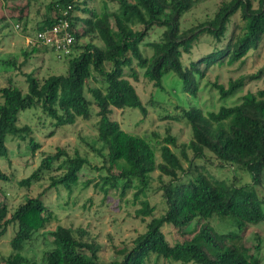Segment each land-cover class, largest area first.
Masks as SVG:
<instances>
[{
  "label": "trees",
  "instance_id": "1",
  "mask_svg": "<svg viewBox=\"0 0 264 264\" xmlns=\"http://www.w3.org/2000/svg\"><path fill=\"white\" fill-rule=\"evenodd\" d=\"M88 1H50L46 10L53 9L54 18L46 16L36 28V31L49 28L61 18L73 29L74 41L71 53L65 58L67 68L64 74H50L40 79L32 72L26 73L24 93L10 77L0 84V158L7 154V137L23 138L29 132L27 125H17L19 113L24 109L39 108L55 127L73 124L77 119L88 120L94 115V141L100 147L95 150L91 146V149L99 155L100 150H105L106 170H117L116 175L101 177L100 189L105 193L108 187H119L122 196L135 181L133 196L136 197L147 188L151 171L157 169L174 178L176 170L181 167L179 159L168 147V144L177 147L174 137L167 134L163 139L159 146L161 161L155 163L154 147L146 138L121 129L110 118L112 108H137L141 115L146 113L145 104L125 77L124 69L136 80L134 62L137 68L142 69V77L157 88L161 87V77L166 72H173L181 81L182 91L195 95L197 79L204 74L197 67L199 64H204V68L213 62L221 65L222 58L226 57L224 62L229 65L242 58L247 51L255 49L264 39V0H217L210 16L183 29L179 26L181 15L195 6L198 0H111L115 4L111 9L107 7V1L102 0L99 11L89 8ZM67 5L70 7L66 8ZM77 10L82 14H75ZM235 12H239L243 23L238 34L234 35L231 31L223 48L189 62L188 66L183 65L181 54L189 51L191 43L202 34L219 42L230 16ZM3 21L5 18L0 15V23ZM78 22L81 27L74 28ZM155 27L162 31L156 40L145 43L151 50L147 57L139 46ZM83 37H88L86 44H78ZM93 38H97L100 45L94 44ZM32 44L45 47L36 40H32ZM34 51V47L22 49L23 60L26 61ZM1 62L11 65L4 59ZM257 76H239L229 79L225 86L216 82H212L211 86L218 98L223 100L233 96L247 80ZM89 81L98 84L91 87L88 86ZM85 90L90 99L86 97ZM151 100L146 103L150 105ZM171 118H182L190 129L191 137L186 144L179 145L180 152L188 147L194 154L200 155L206 149L220 164L247 171L252 180L260 182L264 168V88L247 90L240 95L237 103L220 105L215 111L203 112L189 106L181 108L180 114ZM28 145L31 152L38 147L31 138ZM87 164V159L77 151L69 155L64 148L56 147L55 151L43 155L32 172L18 180L17 184L29 187L46 172L62 170L59 175L49 176L47 188L59 185L70 190L78 180L79 171ZM9 178L0 171V181ZM159 197L164 205L163 212L158 216L152 215L153 205L141 201V208L136 212L150 215L145 230L135 236L130 246L115 249L118 257L109 263L98 260V244L79 238L85 234L83 230L60 225L50 232L53 244L45 251L43 262L28 260L19 251L32 234L43 228L49 212L40 194L26 197L9 215L6 205L0 203V235L7 224L16 225L8 243L10 253L3 264H144L151 253L180 264H264L236 242L223 243L226 238H236L237 234H219L206 222L200 223L189 239L172 244L165 241L160 230L164 223L175 230H182L193 220H207L216 215L229 216L239 228L257 224L263 220V200L257 196L252 185H229L200 174L186 183H168Z\"/></svg>",
  "mask_w": 264,
  "mask_h": 264
},
{
  "label": "rangeland",
  "instance_id": "2",
  "mask_svg": "<svg viewBox=\"0 0 264 264\" xmlns=\"http://www.w3.org/2000/svg\"><path fill=\"white\" fill-rule=\"evenodd\" d=\"M52 0H11L3 2L0 0V15L5 21L0 23V60L10 63L4 65L0 61V84L5 83V78L19 86L24 93L26 83L24 74L32 72L38 78L50 74H64L67 68L66 57L58 56L48 47L32 44L36 28L42 20L48 16L54 18L55 11L47 12L46 6ZM81 1V0H80ZM102 0H89L88 7L99 11ZM107 1V7L113 8L114 2ZM217 0H198L187 13L180 17V28H187L190 25L202 21L210 16ZM81 15V11H75ZM78 22L74 28L79 29ZM243 23L239 12H235L229 18L226 30L219 42L213 41L207 34L200 35L191 43L189 51L181 54V62L188 66L211 51L223 48L229 40L231 31L237 35ZM136 28V27H135ZM162 29L155 27L148 32L140 44L143 55L149 56L151 50L145 46L148 41H154L159 37ZM88 37L78 40V44L84 45ZM92 42L100 45L97 38ZM34 47L36 51L29 54L26 61L23 60L21 50ZM226 57H223V64L216 62L199 64V70L204 74L198 80V90L195 95L184 93L181 89V81L173 72H166L161 77V87H153L152 83L142 77V69L137 68L135 63L132 66L137 73L134 80L124 69L125 77L133 85L141 102L145 104L146 113L141 115L137 108H112L110 118L115 120L119 127L129 133L140 135L154 147L155 163L161 161L159 146L167 134L175 138L177 147L168 144L180 162L181 169L176 170V175L171 178L154 169L149 174L148 186L143 194L133 196L136 188L135 181L125 189L121 196L119 187H108L104 193L100 189L101 177L109 174L116 175L117 170H106L107 162L105 150H100L101 155L91 149H96L100 144L95 140V116L88 120L77 119L73 124L55 127L53 122L45 117L39 108H30L20 111L17 125H27L29 132L23 138L7 137L5 145L7 154L0 158V171L9 178L7 181H0V203H4L9 215L15 207L22 203L26 197H33L40 194L43 205L49 212V218L43 228L25 241L19 253L28 260L43 262L45 251L53 244V237L50 232L57 226L68 227L72 230L81 229L85 234L79 236L82 240H93L98 244L97 258L103 263H109L116 259L115 249L122 246H130L135 236L145 230V223L150 215L143 216L136 212L141 208V201H147L153 207L152 215L158 216L163 212L164 205L160 194L168 183H186L197 175H205L210 179L222 180L223 182L239 186L244 184L252 185L257 196L263 200L261 210L263 220L254 225H245L239 228L229 216H211L207 220H193L186 228L175 230L170 224L164 223L160 230L167 243L189 239L202 222L210 225L219 234H237L234 239L226 238L223 243L231 244L236 242L246 248L247 253L253 255L260 263H264V168L260 175V182L252 180V175L247 171L236 169L233 166L220 164V162L208 150L203 149L200 155L184 147L180 152V144H186L190 137L188 124L182 119L171 118L180 114V109L189 106L197 107L203 112L215 111L220 105L228 106L237 103L240 95L245 91H255L264 88V39H261L255 49L247 51L240 59L226 64ZM258 75L247 80L240 90L233 96L223 100L211 86L212 82L221 83L224 86L229 79L239 76ZM98 83L88 82V86H95ZM85 95L90 99V94L85 90ZM152 103L147 104V100ZM94 112V107L91 106ZM179 118V117H178ZM31 138L38 147L31 152L28 139ZM61 147L71 155L77 151L84 156L88 164L84 165L78 173L77 182L70 187V190L62 186L47 188L50 175H59L62 170H51L46 172L39 181L32 183L29 187L19 186L18 180L28 176L37 166L40 158L46 153L55 151ZM195 221V222H194ZM16 225L9 223L4 233L0 235V264L10 253L9 240ZM75 234V233H74ZM76 236V234H75ZM144 264H180L177 261L157 257L151 253ZM193 264V263H185Z\"/></svg>",
  "mask_w": 264,
  "mask_h": 264
},
{
  "label": "built area",
  "instance_id": "3",
  "mask_svg": "<svg viewBox=\"0 0 264 264\" xmlns=\"http://www.w3.org/2000/svg\"><path fill=\"white\" fill-rule=\"evenodd\" d=\"M69 7L67 5L66 8ZM72 32L73 29L70 28L67 21L59 18L49 28L36 31L34 40L48 47L58 56L64 57L71 53V46L74 41Z\"/></svg>",
  "mask_w": 264,
  "mask_h": 264
}]
</instances>
